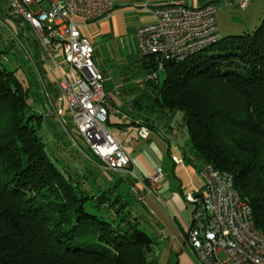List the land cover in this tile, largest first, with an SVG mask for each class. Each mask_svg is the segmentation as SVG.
Listing matches in <instances>:
<instances>
[{"label": "trees", "instance_id": "trees-1", "mask_svg": "<svg viewBox=\"0 0 264 264\" xmlns=\"http://www.w3.org/2000/svg\"><path fill=\"white\" fill-rule=\"evenodd\" d=\"M4 12L0 7V17ZM26 40L43 83L38 92L54 101L59 89L44 69L40 45L36 38ZM3 52L0 60L6 59ZM141 61L153 88L145 108L169 118L181 115L186 163L231 175L264 235V15L251 33L220 37L179 62L165 61L160 86L156 77L148 78L157 62ZM43 77H49L48 86ZM30 93L13 70L0 66V264H159L145 228L150 213L145 217L116 193L119 179L93 198L69 168L58 166L45 148L44 114L28 102ZM131 102L133 110L142 109L138 100ZM105 204L108 214L100 209Z\"/></svg>", "mask_w": 264, "mask_h": 264}, {"label": "built area", "instance_id": "built-area-1", "mask_svg": "<svg viewBox=\"0 0 264 264\" xmlns=\"http://www.w3.org/2000/svg\"><path fill=\"white\" fill-rule=\"evenodd\" d=\"M5 1L7 8L0 24L7 23L8 30L10 22L21 27L27 24L36 34L43 60L51 61L58 71L59 95L51 105L60 125L66 128L70 119L91 152L90 160L130 181V191L138 201H144V195L157 196L165 181L163 170L156 165L151 175L140 179L127 146L108 128L109 117L117 110L104 89L107 78L92 62V42L76 20L81 18L88 24L108 16L115 8L114 0ZM251 1L240 0L239 7L245 9ZM42 2L48 7H42ZM141 9L149 12L153 20L137 28V51L153 58L157 70L165 61L179 62L220 38L212 3L189 6L182 1L151 4L146 0ZM12 32L17 34L14 29ZM155 77V73L148 75L150 79ZM134 122L137 134L147 138L148 127L141 121ZM173 159L181 161L180 156ZM199 172L202 188L186 195L195 207L185 242L196 263L264 264V235L254 227L250 207L235 190L231 175L210 164Z\"/></svg>", "mask_w": 264, "mask_h": 264}, {"label": "rangeland", "instance_id": "rangeland-1", "mask_svg": "<svg viewBox=\"0 0 264 264\" xmlns=\"http://www.w3.org/2000/svg\"><path fill=\"white\" fill-rule=\"evenodd\" d=\"M115 1H126L124 3H129V0ZM131 1L132 4L137 5V11L151 15L149 12L141 9L146 0ZM191 1L193 0H184L186 5L189 6L192 5ZM209 1H212L215 5V21L221 38L253 32L260 24L264 15V0H253L245 9H241L238 6L240 0H197L200 6ZM40 5L44 8L48 7L46 2H42ZM0 7L5 11L7 8L5 0H0ZM32 9L36 10L35 6H32ZM76 20L78 21V19ZM6 24H0V50L5 51L2 56L6 58L4 59L5 61L3 59L0 60V66L2 65L9 70H13L16 77L21 79L24 85L30 87L31 97L28 102L36 112L41 110L44 114L43 130H40V134L46 144V150L52 156L51 158L54 162H57L58 166L63 165L69 168L73 178L78 180L81 185L83 182L88 194L93 198L98 197L101 192L111 186L113 182H118L117 180L119 179L120 183L119 185L117 184L118 188L115 190L116 193L120 192L130 205L135 206L139 212L142 211L146 217V206L138 201L136 196L130 191L129 187H127L126 180L114 172L107 171L101 166L94 164L90 160L93 159L91 152L87 149V146L85 147L82 138L75 131L71 121L69 120L68 124L65 125L66 128H63L53 112V106L51 105L53 100L46 101L43 92H38L39 86L42 89L41 84L43 83H40L39 68L36 65L37 63L35 64L36 61L33 62L34 60L30 57L29 50L31 52L34 51L29 45L30 42L28 41V44L26 40L27 37L35 39V32L27 24L21 27L10 22L8 26L11 30L5 28ZM12 29L15 32L22 30L21 36L12 32ZM92 62L102 72L105 78L107 77L104 83V89L108 91L113 102L116 101L118 106L125 110L127 107L125 106V101L129 102L132 99L138 100L142 109L138 110L134 108V117L141 119L143 122L161 127L160 129L166 133L172 128L171 134L176 139H179L177 143L183 144L185 142V131L182 135L180 132L182 127L180 125L181 115L179 116L176 113L171 119L167 114L164 115L150 108L146 109L151 99L149 94L153 95V88L146 83V72L141 61V56L137 52L135 38L125 36L113 41L108 39L107 41L102 40L101 37H97L95 39V50L93 52ZM46 64L52 66L49 60L46 61ZM60 65L62 67L61 63ZM64 73L67 74L65 69ZM155 75L156 79H154L157 81V85L160 86L165 78V72L162 69H158ZM43 82L48 86L49 77H43ZM53 83L56 85L55 82ZM54 85L52 84L51 88ZM50 92L52 93V90ZM163 121H168L166 126L160 125V122L163 123ZM108 128L111 131L117 130L115 124L108 125ZM136 164L138 167H142L144 170L146 169L144 163L139 159L136 160ZM148 171L151 173L150 168H148ZM195 175L194 179L196 180L198 179L199 171L196 170ZM94 201L96 200L94 199ZM182 202L185 206L182 218L184 222L180 220V223L182 231L188 233L193 225L191 214L193 207L186 204L183 200ZM100 209L108 214V204H105V206L101 205ZM150 215L148 214L150 220L148 223L149 227L145 228L146 232L154 239V258H152L159 264H183L182 259L179 257V252L172 251L170 253L166 248V239L169 237L167 229L164 226L157 225L156 219Z\"/></svg>", "mask_w": 264, "mask_h": 264}, {"label": "crops", "instance_id": "crops-1", "mask_svg": "<svg viewBox=\"0 0 264 264\" xmlns=\"http://www.w3.org/2000/svg\"><path fill=\"white\" fill-rule=\"evenodd\" d=\"M148 1L151 4H162L169 1L184 2V0ZM114 2V10L108 16L96 22L86 24L83 23L81 18H78V22L81 24L80 29L90 38L94 50L97 37L107 41L108 39L113 41L125 36L135 38L137 28L153 20L151 15L137 11V5L132 4L131 0H129V3H124L126 1H121V3L115 0ZM191 2V6L198 5L197 0ZM45 65L44 69L48 72L50 79L56 83L57 69L53 65ZM106 93L109 95L108 91ZM110 99L112 101L111 97ZM113 103L112 105L117 110V113L110 115L107 126L110 124L116 125L117 130L112 132L117 139L119 137V141L127 146L129 155L134 162L133 168L138 177L145 179L152 174L156 165L161 166L164 173L165 181L158 190L157 196L144 195V201H141V203L146 206V210L156 219L157 225L164 226L167 229L169 237L166 239V248L168 251L170 253L172 251L179 252V257L182 259L183 264H197L193 253L185 242L187 233L182 231L180 220L184 222L182 218L185 206L182 200L186 204L191 205L194 210L195 205L186 199V195L201 189L203 186L200 172L199 176L197 175L198 179H194L196 170L200 171L199 167L195 168L186 163L182 154L188 151L189 148H186L185 145L181 147L177 143L178 140L170 138L171 134L169 131L166 133L161 129L151 130L148 128V137H140L137 134L138 125L134 121H141V119L134 117V110L130 106L131 100L129 102L125 101V106H127L125 110L120 108L116 101ZM178 156H180L181 161L175 162L173 158ZM137 159L144 163L145 170L137 166ZM136 168H138V171ZM148 168L151 169V173ZM126 182L127 187H129L130 181ZM140 194L143 195L144 193L140 192Z\"/></svg>", "mask_w": 264, "mask_h": 264}]
</instances>
